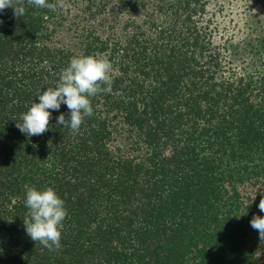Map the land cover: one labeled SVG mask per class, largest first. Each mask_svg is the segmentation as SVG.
<instances>
[{"label":"trees","instance_id":"1","mask_svg":"<svg viewBox=\"0 0 264 264\" xmlns=\"http://www.w3.org/2000/svg\"><path fill=\"white\" fill-rule=\"evenodd\" d=\"M10 2L25 12L0 10V264H264L249 224L264 215V0ZM80 55L111 62V92L76 131L55 125L62 104L22 134ZM26 185L64 200L59 248L25 233Z\"/></svg>","mask_w":264,"mask_h":264},{"label":"clouds","instance_id":"2","mask_svg":"<svg viewBox=\"0 0 264 264\" xmlns=\"http://www.w3.org/2000/svg\"><path fill=\"white\" fill-rule=\"evenodd\" d=\"M29 3L36 7H51L46 0H29ZM6 6L12 7L16 17L22 16L25 12L22 5L13 6L10 0H0V10ZM111 72L112 64L105 57L95 55L71 57L67 66L61 70L55 86L39 90L36 95L38 102L32 101L27 110L20 114L15 126L28 137L40 135L51 128L49 120L52 112L58 111L63 104L68 110L67 118L65 113H60L55 117V125L68 127L73 131L78 130L83 117L93 114L90 98L101 91L111 92ZM24 204L27 215L23 219V225L28 237L50 250L59 248L62 221L67 215L64 200L53 187L38 189L26 185ZM257 207L264 213V192ZM249 224L257 230L259 238L264 240V215L253 214Z\"/></svg>","mask_w":264,"mask_h":264}]
</instances>
